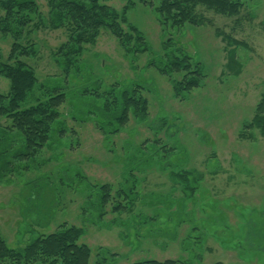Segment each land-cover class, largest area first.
<instances>
[{"label":"rangeland","instance_id":"1","mask_svg":"<svg viewBox=\"0 0 264 264\" xmlns=\"http://www.w3.org/2000/svg\"><path fill=\"white\" fill-rule=\"evenodd\" d=\"M34 1L41 12L31 11L30 33L18 30L21 47L12 61L25 63L36 79L21 106L59 92L68 98L32 159L14 158L24 139L0 117V138L9 131L7 167L0 160L6 245L24 250L39 236L74 226L90 264H264V135L254 126L264 117V0H234L242 5L232 16L197 7L198 25L182 27L159 22L156 0H134L127 19L148 51L127 55L103 30L69 72L67 53L77 57L62 46L68 11ZM127 2L110 4L120 11ZM20 31L31 40H19ZM6 34L0 28L4 61L14 41ZM169 52L201 65L199 87L176 93L169 77H181L158 71ZM10 85L0 76V93L9 94ZM111 85L142 86L147 116L130 113L124 126L94 116L93 102L104 99L80 93Z\"/></svg>","mask_w":264,"mask_h":264},{"label":"trees","instance_id":"2","mask_svg":"<svg viewBox=\"0 0 264 264\" xmlns=\"http://www.w3.org/2000/svg\"><path fill=\"white\" fill-rule=\"evenodd\" d=\"M45 1L51 8L53 5L59 4L68 11L64 18V21L67 22L65 24L67 40L62 46L65 45L64 49L68 48L72 53H75L77 58H72L68 56L71 53H67V72L73 68V65L74 67L77 65L80 61L79 57L86 51L87 46L96 44L103 30L109 31L117 39L127 55L145 53L150 48L144 34L127 19L128 10L135 3L134 0H127L129 3L127 2L120 11L110 4L111 0ZM156 1L158 3L155 12L159 22L162 25L170 22L176 27L186 24L198 25L197 17H192L197 7H205L215 13L232 16L242 5L234 0ZM151 5L155 6L153 3ZM36 8L37 11L38 9L40 11L34 0H0V12H4L0 19V28L7 33L6 35L14 34L12 49L7 61L3 60L0 51V76L6 77L11 82L9 94L0 93V117L10 120L11 125L7 130L18 133L24 139V145L13 154L17 160L32 159L38 156L49 142L51 125L59 117L58 110L68 98L66 93L59 92L51 96L47 102H40L26 108L21 106L29 92L35 87L36 79L33 71L25 63L12 61L15 53L21 47V44L17 42L18 30L31 32V29L27 30V27L34 22L31 11ZM39 13L34 14L35 20H38ZM19 33L22 34V31ZM24 34L19 37V40L26 39L29 42L31 38L24 37ZM25 47L32 49L33 44ZM133 47L138 50H134ZM167 60L168 64L165 68L158 66V71L167 77L173 72L181 77L180 81L169 77L176 93L187 92L199 87L203 76L202 68L200 64H194L192 57L187 55L177 57L175 53L169 52ZM115 87L111 85L103 91L100 90V87L93 91L84 89L80 95L104 99L98 106L93 102V115L99 117L101 121L107 122L108 125L124 126L130 113L141 119L147 116L149 101L141 95L142 86H124L118 91H114ZM254 126L260 129L264 135V117L255 118ZM7 130H3V138H0V160L4 164L3 167H7L3 159L9 141V135H7L9 131ZM81 235L82 231L79 228L65 226L56 232L35 238L24 250L17 251L10 249L0 234V264H90L91 252L86 245L79 243ZM129 264L178 263L174 260L151 259Z\"/></svg>","mask_w":264,"mask_h":264}]
</instances>
